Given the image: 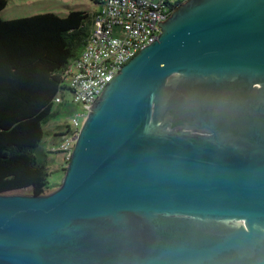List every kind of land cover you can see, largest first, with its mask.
<instances>
[{"label": "water", "instance_id": "95a60500", "mask_svg": "<svg viewBox=\"0 0 264 264\" xmlns=\"http://www.w3.org/2000/svg\"><path fill=\"white\" fill-rule=\"evenodd\" d=\"M160 27L62 183L0 193V264H264V0H187Z\"/></svg>", "mask_w": 264, "mask_h": 264}, {"label": "trees", "instance_id": "16d2710c", "mask_svg": "<svg viewBox=\"0 0 264 264\" xmlns=\"http://www.w3.org/2000/svg\"><path fill=\"white\" fill-rule=\"evenodd\" d=\"M8 2L0 0V12ZM93 17L74 9L66 16L0 17V193L41 195L60 185L50 183L49 169L35 150L44 139V124L56 113L65 72L79 58Z\"/></svg>", "mask_w": 264, "mask_h": 264}, {"label": "built area", "instance_id": "2783aa9c", "mask_svg": "<svg viewBox=\"0 0 264 264\" xmlns=\"http://www.w3.org/2000/svg\"><path fill=\"white\" fill-rule=\"evenodd\" d=\"M185 1L96 0L100 7L94 14L86 44L79 58L72 61L65 72V83L71 91L72 101L83 108L72 114L66 131L60 133L63 139L57 149H53L64 154L65 166L79 136L80 118L87 116L121 67L157 38L160 24ZM61 93L56 96V103H63Z\"/></svg>", "mask_w": 264, "mask_h": 264}, {"label": "rangeland", "instance_id": "374dc122", "mask_svg": "<svg viewBox=\"0 0 264 264\" xmlns=\"http://www.w3.org/2000/svg\"><path fill=\"white\" fill-rule=\"evenodd\" d=\"M95 8H97V5L94 0H9L6 8L0 12V17L2 19H12L46 12H55L60 16H66L73 9L92 14ZM66 82L68 85V81ZM61 95L63 103L55 105L54 111L56 113L44 124V139L35 150L36 155L46 163L49 169V180L52 185L62 183L66 167L64 154L53 151V149H57L63 139L61 135L56 134L66 131V127L68 123H71L72 114L75 111L81 112L83 110L81 105L72 101L69 87H65ZM80 121L82 127L85 117H81ZM23 193L30 194L29 190H25Z\"/></svg>", "mask_w": 264, "mask_h": 264}, {"label": "crops", "instance_id": "0c3cea01", "mask_svg": "<svg viewBox=\"0 0 264 264\" xmlns=\"http://www.w3.org/2000/svg\"><path fill=\"white\" fill-rule=\"evenodd\" d=\"M95 4L97 5V8H95L93 11H92V15L95 14V12L99 9L100 5L96 2V0H94ZM57 135V134H56ZM60 135V134H58Z\"/></svg>", "mask_w": 264, "mask_h": 264}]
</instances>
